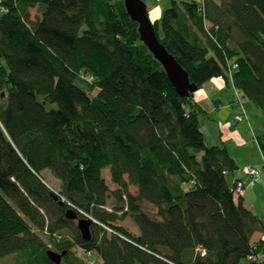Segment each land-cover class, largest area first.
I'll use <instances>...</instances> for the list:
<instances>
[{
    "label": "trees",
    "instance_id": "obj_1",
    "mask_svg": "<svg viewBox=\"0 0 264 264\" xmlns=\"http://www.w3.org/2000/svg\"><path fill=\"white\" fill-rule=\"evenodd\" d=\"M161 14L156 35L189 80L231 88V71L264 127V0H171ZM137 28L123 0H0V260L243 264L264 251V224L225 179L235 160L205 144L206 110L176 94ZM67 208L93 220L88 241Z\"/></svg>",
    "mask_w": 264,
    "mask_h": 264
},
{
    "label": "rangeland",
    "instance_id": "obj_2",
    "mask_svg": "<svg viewBox=\"0 0 264 264\" xmlns=\"http://www.w3.org/2000/svg\"><path fill=\"white\" fill-rule=\"evenodd\" d=\"M154 8H155V6L153 7L150 5L149 11L151 14L153 13ZM35 15L36 14H35L34 9L30 10V18L34 19L36 17ZM159 20H160V17H159V19H157V25L158 26H157L156 31H157V35L163 36L162 30H161V24L159 23ZM217 80H218L217 78L210 79V81L204 83L200 87V89H198L194 94L195 96L200 98L201 102L203 103L202 107L205 108V110H207L210 113L209 115H210L211 119L212 118L214 119L211 122H207L210 120L204 119L203 117H201V120H200V123H201V129L200 130H202V132L205 134V137H206L205 140H207L206 144H209L210 143L209 139H212L214 137V133L218 129L217 127H221V125H224L225 122H228V124H230L234 120L233 114L235 113L236 109H237L238 113H241V108L239 107L238 103L235 102L236 99L234 97L233 89L230 87H223V86L218 87V85H216ZM211 99L212 100H219L221 102V105L218 106V107H220L218 110H214L215 105H214V103L210 102ZM233 101L235 103V106L233 108H231L230 103ZM241 101H242V99H241ZM48 107H50V105H47V108ZM247 113H248V115L246 114V117L247 118L249 117V121H247L248 119L247 120L244 119V121H245L244 123H234V127L237 129L228 130L224 126V128L222 130V134H220L219 129H218L217 134H220V137L225 139L226 142L228 143V145L230 146V148H233V150L238 148L236 143L242 139H245V142H244L245 146H243L242 148H244L246 146H248V147L254 146L256 148V145L254 143H252V141H253L252 138H250V137H252V134L250 132V130H251L250 127H252V130L256 131L258 135H264V127L261 126L260 116H258V115H260L259 110L253 106H250L249 109H247ZM230 115L233 117H231ZM203 121L204 122L206 121L209 124L208 125L204 124ZM214 122H216V124ZM247 139L249 140L248 142L246 141ZM218 141L220 143V140H218ZM196 154H197V157L200 158L202 152H197ZM241 154L243 155V153H241ZM259 157H260L259 159L261 160V155H259ZM246 159H248L247 155L244 156L243 160L246 161ZM262 161H263V159L254 168L260 170L259 176H261L264 180V168H263L264 161L263 162ZM246 167H248V166H246ZM242 169H243V167L240 166L239 171L243 172ZM42 175L46 179V181L50 184V186H52L53 188L57 187V185H58L57 180L53 179L48 171H43ZM102 175L105 177L107 186L110 187L111 190H113L115 187L111 183L110 176L107 175V171H104ZM259 176L257 177V179H255V181H258ZM257 183H259V184H257V186H255L254 188L249 190V192H251L250 193V198H251L250 200H253V202H256V204H260L262 211H264V181H262V182L259 181ZM130 191L133 193L135 190L133 187H130ZM113 202H114V199L109 197L106 208L112 209ZM116 224L120 225V226L122 225L125 229H128V231H131V230L133 231L136 227L135 223H133L132 218H130L128 216L120 218V220L117 221ZM40 235L43 238V240L45 241L46 236L42 235V234H40ZM86 260L87 261L90 260L89 261L90 263H88V264H93V263H91V261L93 262V260H95V259H94V257L91 256V257H87ZM0 264H22V260L18 255H15V256L5 257L4 259H1Z\"/></svg>",
    "mask_w": 264,
    "mask_h": 264
},
{
    "label": "water",
    "instance_id": "obj_3",
    "mask_svg": "<svg viewBox=\"0 0 264 264\" xmlns=\"http://www.w3.org/2000/svg\"><path fill=\"white\" fill-rule=\"evenodd\" d=\"M123 5L127 15L132 21L138 25L137 31L142 44L148 48L152 56L158 60L164 69L165 76L171 83L175 92L180 97H188L196 92L198 87L189 80L186 71L177 63L173 56L159 42L152 21L147 14V6L142 0H123ZM54 200L57 199L56 193L52 192ZM62 203V201H61ZM65 218L75 221L76 229L80 232L83 241L90 239L91 233L89 227L93 220L87 217H79L77 212L71 208H67ZM52 264H60L61 258L65 255V251L54 252L47 250L46 252Z\"/></svg>",
    "mask_w": 264,
    "mask_h": 264
},
{
    "label": "crops",
    "instance_id": "obj_4",
    "mask_svg": "<svg viewBox=\"0 0 264 264\" xmlns=\"http://www.w3.org/2000/svg\"><path fill=\"white\" fill-rule=\"evenodd\" d=\"M170 1L171 0H144L146 6H147V14H149V18L152 22H154L155 20L159 19V17H161V13L165 10V8H167L170 5ZM173 1H183V2H198V0H173ZM151 6H155L153 13L151 14L149 11V7ZM217 82L216 85H218V87H228L224 80L221 78H217ZM206 83V82H205ZM194 101L198 103V105L202 107V102L200 100V98H198L197 96L194 95ZM210 102L214 103L215 105V109L214 110H218L221 105V102L219 100H210ZM235 106L234 101L230 103V107L233 108ZM205 109V108H204ZM247 109H249V107H247ZM247 109H246V114L247 113ZM210 113L206 110V113L201 114V116L198 118L199 119V127L201 129V117H203L204 119H208L210 121L207 122H211L212 120H214L213 118L211 119ZM234 114H238L237 109L235 110ZM233 114V116H234ZM260 114V112H259ZM231 116V115H230ZM231 116V117H233ZM259 116V115H258ZM248 119V120H247ZM246 120L249 121V117ZM204 122V121H203ZM206 121L204 122V124H209ZM245 121H240V122H236L235 118L234 120L228 124V122H225L224 125H221V127H217L219 129L220 134H222V130L225 126L226 129L230 130V129H237L234 127V123H244ZM216 124V122H214ZM248 123V122H247ZM249 125V124H248ZM250 127V126H249ZM216 128V129H217ZM218 129L215 131L214 133V137L210 140L209 144L207 143V140H205V134L203 133V139L205 140V144L208 146H213V145H219V146H223L225 147V149L228 151V154L232 157L233 160H235L237 168L236 170H234L233 172H228L226 173L225 179L226 182H228L230 187H233L234 184L236 183V181H240L243 184V203L245 204V206L247 208H249L253 213H255L258 217H260L262 223L264 224V211H262L260 204H256V202H253V200H250V193L249 190L254 188L255 186H257V182L259 181H264L263 178L261 176H259L258 181L252 182L250 181V177L249 175L244 174L243 172L239 171L240 166L243 168H246V166L248 167H255L257 166L258 163L261 162L262 160V153H261V149H259V145L257 142V138H255L256 136H258L257 132L252 130V127H250V132L252 134V143H254L256 145V148L254 146H246L244 148H242L245 142V139L239 140L236 145L238 148H236L235 150H233V148H230V146L228 145V143L226 142L225 139H223L222 137H220V134H217ZM202 131V130H201ZM219 136V137H218ZM251 136V135H250ZM248 138V137H247ZM208 139V138H207ZM220 140V143L219 141ZM238 140V139H237ZM247 142L249 141L248 139L246 140ZM245 149V150H244ZM243 153V155L241 154ZM247 155L246 161L243 160L244 156ZM259 155H261V160L259 159ZM241 158V159H240ZM263 162V161H262ZM104 172V171H103ZM261 184V183H260ZM131 234L137 235L138 234V229L135 227V229L132 231H129ZM258 233H255L252 237V240L257 239L258 237Z\"/></svg>",
    "mask_w": 264,
    "mask_h": 264
},
{
    "label": "built area",
    "instance_id": "obj_5",
    "mask_svg": "<svg viewBox=\"0 0 264 264\" xmlns=\"http://www.w3.org/2000/svg\"><path fill=\"white\" fill-rule=\"evenodd\" d=\"M236 65H234L232 68H234ZM228 75V81H229V86L234 91V97L236 99V103H238L239 107L241 108V113L235 114L234 118L236 121H244V119H247L246 117V108L243 106V103L241 101V97L239 96L238 92L236 91L233 82H232V75L231 71L227 72ZM262 159L264 161V158L262 156ZM264 168V165H263ZM242 171L246 174L249 175L250 181L255 182V179L260 175V170L254 168V167H246L243 168ZM233 192L234 195H243V184L240 181H236L233 187ZM258 242L264 244V232L260 233V236L258 238ZM243 264H264V251L257 252V253H252L249 255V257L246 259V262Z\"/></svg>",
    "mask_w": 264,
    "mask_h": 264
}]
</instances>
